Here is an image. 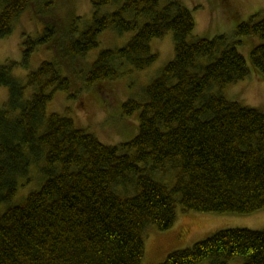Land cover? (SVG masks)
<instances>
[{"label":"trees","instance_id":"1","mask_svg":"<svg viewBox=\"0 0 264 264\" xmlns=\"http://www.w3.org/2000/svg\"><path fill=\"white\" fill-rule=\"evenodd\" d=\"M31 3L36 0H3L0 38L12 32L14 20ZM92 4V22L78 35L69 31L67 49L56 43L57 31L52 35L46 23L43 37L25 38L23 63L37 44L50 41L58 45L60 61L76 57L66 64L74 83L76 76L90 87L128 72L125 65L150 66L158 57L150 42L168 31L174 33V57L144 89L143 100L123 103L124 114L136 112L138 131L117 145L77 127L70 116L46 114L55 91L72 88L57 59L41 62L26 81L13 74L17 61L0 64V85L8 88L0 107V205L30 181L33 164L44 176L38 190L0 213V264H142L144 228L174 226L178 202L200 212L264 210V112L221 91L251 72L264 79V17L254 15L236 27L239 37L262 39L251 49L249 66L238 49L242 40L194 36L196 21L182 0ZM106 5L115 8L101 10ZM108 28L135 33L122 47L101 49L83 69ZM203 57L210 60L202 63ZM27 86L33 88L29 97ZM215 86L219 90L213 91ZM170 167L177 169L173 187L153 176ZM119 183H132L135 194H119ZM205 259L264 264V228H224L156 264Z\"/></svg>","mask_w":264,"mask_h":264},{"label":"rangeland","instance_id":"2","mask_svg":"<svg viewBox=\"0 0 264 264\" xmlns=\"http://www.w3.org/2000/svg\"><path fill=\"white\" fill-rule=\"evenodd\" d=\"M191 9L196 21L194 36L215 37L220 34L227 35L229 41L242 40L238 49L244 54L249 66L252 65L251 49L262 42L259 36L236 35V27L239 22L250 20L254 15L256 20L264 17V0H182ZM227 3V4H226ZM3 0H0V8ZM165 0H161V5ZM115 6L106 5L101 10L110 11ZM94 7L92 0H36L23 10L14 20L12 32L0 38V64L9 60L17 61L18 65L13 69V74L26 81L30 70L37 68L45 60L57 61L61 73L70 78L72 88L56 90L53 98L47 103L46 114L58 112L73 118L77 127L94 133L98 138L107 143L117 145L133 138L138 131V119L136 112L132 115L123 113V103L129 99L143 100L144 89L159 75L160 70L174 57V33L168 31L162 37L153 38L152 50L158 54L157 59L147 68L137 70L125 65L128 72L116 79H107L102 83L87 87L82 78L75 76L72 79L66 67L67 62L74 63L76 57L60 61L57 46L67 49L69 42L67 35L71 29L78 35L93 20ZM48 23L53 28L52 35L57 31L54 45L45 40L37 44L28 62L23 63V42L30 37L37 40L45 35V27ZM135 31L118 32L112 28L104 30L99 36V45L89 52L88 60L83 66L85 69L89 62L97 57L104 48H117L124 46ZM92 58V59H91ZM62 60V59H61ZM207 63L210 57L200 59ZM91 63V62H90ZM125 69V70H126ZM213 91L219 90L217 86ZM33 91L27 86L25 97H29ZM230 98L254 106L264 112V79H259L255 72L236 83L229 84L221 90ZM8 98V88L0 85V107ZM136 118V120H135ZM137 124V125H136ZM43 163V159L39 165ZM33 164L31 167L29 182L20 186L16 195L8 202L0 205V213L9 206L21 204L29 193L38 190L43 182V173L40 167ZM176 168L166 171H155L153 176L167 184L174 186ZM116 191L122 196H132L135 188L131 183L119 184ZM180 198V195H176ZM178 223L170 229L161 230L155 224L148 223L143 230L145 242V254L142 264H156L165 260L167 255L175 250L188 247L195 242L211 236L218 230L231 227H248L252 229L264 228V210H257L250 214L214 213L185 210L181 203L177 204ZM176 221V222H177ZM198 264H209L205 259Z\"/></svg>","mask_w":264,"mask_h":264},{"label":"bare ground","instance_id":"3","mask_svg":"<svg viewBox=\"0 0 264 264\" xmlns=\"http://www.w3.org/2000/svg\"><path fill=\"white\" fill-rule=\"evenodd\" d=\"M119 184H123V183H119ZM119 184H117V185L115 186V189H116L117 186H119ZM126 184H127V183H126ZM131 184H132V183H131ZM132 185H133V184H132Z\"/></svg>","mask_w":264,"mask_h":264},{"label":"crops","instance_id":"4","mask_svg":"<svg viewBox=\"0 0 264 264\" xmlns=\"http://www.w3.org/2000/svg\"><path fill=\"white\" fill-rule=\"evenodd\" d=\"M179 219H180V218H178V221H179ZM178 221L176 222V224L178 223ZM176 224H175V225H176Z\"/></svg>","mask_w":264,"mask_h":264}]
</instances>
